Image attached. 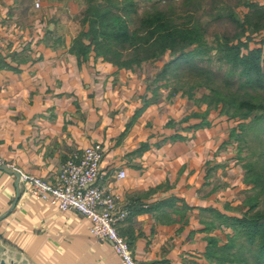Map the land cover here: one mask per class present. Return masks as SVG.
I'll return each mask as SVG.
<instances>
[{"label":"crops","instance_id":"1","mask_svg":"<svg viewBox=\"0 0 264 264\" xmlns=\"http://www.w3.org/2000/svg\"><path fill=\"white\" fill-rule=\"evenodd\" d=\"M16 1L0 0V154L14 166L0 167V257L19 264H121L112 242L91 235L86 217L30 198L21 180L24 173L53 180L73 153L99 144L104 156L96 184L132 209L118 229L135 259L210 264L209 237L224 240L231 230H206L202 210L236 214L241 187L221 180L230 167L213 140L217 121L197 127L199 119H187L193 110L171 98L162 111L165 96L154 94L151 76L94 52H72L80 23L73 32L57 16L24 22L35 12Z\"/></svg>","mask_w":264,"mask_h":264},{"label":"trees","instance_id":"2","mask_svg":"<svg viewBox=\"0 0 264 264\" xmlns=\"http://www.w3.org/2000/svg\"><path fill=\"white\" fill-rule=\"evenodd\" d=\"M148 1L168 4L173 0ZM84 2L72 52H94L118 68L132 69L141 68L146 61L156 63L168 54L169 59L153 73L150 86L172 76L182 89L184 76L180 73L189 71L199 79L189 77L206 84L209 92L195 100L198 103L193 106L199 109H192L187 119H199L197 127L208 126L207 114L221 104L220 116L240 120L238 126H231L224 145L237 143L243 182L252 187L243 190L241 205L232 209L236 214L203 208L206 230L217 226L231 230L224 240L209 237L206 257L210 264H264V150L242 155L250 131L259 126L264 133V0H183L190 14L184 18L175 17L167 8H148L140 14L137 0ZM199 12L209 17L207 22ZM215 23L227 27L212 29ZM159 89V85L152 87L156 96ZM192 89L190 86L185 92L190 95ZM203 102L209 109L200 110Z\"/></svg>","mask_w":264,"mask_h":264},{"label":"built area","instance_id":"3","mask_svg":"<svg viewBox=\"0 0 264 264\" xmlns=\"http://www.w3.org/2000/svg\"><path fill=\"white\" fill-rule=\"evenodd\" d=\"M40 6V2H35ZM99 144H91L82 152L73 153L53 180L24 173L21 180L29 197L51 203L62 211H75L90 221V233L99 242H112V248L121 264H140L132 254L129 242L119 232L118 225L132 213L122 206L120 196L96 184L103 160ZM0 167L13 169L0 154ZM118 176L124 178L125 171Z\"/></svg>","mask_w":264,"mask_h":264},{"label":"rangeland","instance_id":"4","mask_svg":"<svg viewBox=\"0 0 264 264\" xmlns=\"http://www.w3.org/2000/svg\"><path fill=\"white\" fill-rule=\"evenodd\" d=\"M15 1V0H11ZM40 2V6H36L35 2ZM120 1V0H119ZM138 1V12L141 14L144 10L150 8L152 10H157L161 9L163 10L164 8L171 9L172 12L174 13V16L177 18H184L190 15L186 9H184L183 6V0H173L171 3H165V2H150L148 0H137ZM19 6L25 7L27 4H30L31 8H33V11L35 14H24L25 16L22 17V20L24 22L30 23L35 19L40 18L42 15L47 18V20H50L52 16L54 17H61V22L65 24V27L67 26V29H72L73 32L76 31L75 28L79 26L80 18H78V14L83 10L85 7V2L84 0H17L16 1ZM248 9H245V11ZM23 11V10H22ZM16 13L15 15H17ZM199 16L201 17V20L203 22H207L209 17H206L202 12H199ZM76 18V19H74ZM77 20V21H76ZM225 27H227L226 24L223 23H215L214 26H212V29H219L223 30ZM259 39V38H258ZM169 59V55L166 54L163 58H161L159 61H156V63L152 61H146L142 63L141 68H137L138 70V75L147 76L150 77V81L153 79L154 75L152 74L160 69L163 64ZM181 76H184V88L181 89V87L176 85V80L172 77L169 76V81H160L153 85L151 87H155L156 85L160 86L159 93L162 96H165V99L160 98V102H164L161 109L163 110H168L169 106V97H167L171 92H173L174 86L177 87V91H174L171 99L174 101H180L182 103L183 107H186L188 111L191 109H199L197 106H193L195 104V100H200L202 95L206 92H209V87L206 84H198V81H195L194 78H190L189 75H196L192 74L189 71H182L180 73ZM196 77L199 79V76L196 75ZM143 79V78H142ZM145 81L140 80L138 83V86H143ZM150 84V83H149ZM192 86L193 89L191 91V94L189 95L185 90L188 89V87ZM198 103V102H196ZM201 103V102H200ZM208 107L207 103H202L200 106V110H206ZM220 108L221 104L219 105V109L211 108L210 112L207 114L208 119H213L214 121L216 120V126L217 130L216 133L213 136V140L217 141L220 143L219 147V155L221 156H226V158L221 159V162L224 164H229L228 166L230 167L229 169H226L227 173H223L221 175V180H224L227 184H236L235 186L240 187L239 191L235 193V197H239V203L238 205L240 206L242 199L241 197L243 190L251 188V184H245L243 182V175H244V170L241 167V161L240 158L238 157L237 154V143L234 141L232 144H227V146H224V142L227 140L228 135L230 133V128L231 126H238L240 120L235 119L232 121H229L226 116H220ZM209 109V107H208ZM250 120V119H249ZM248 141L247 144L245 145L244 151L242 153L243 156H249L252 155V151H263L264 150V133H262V129L259 128V126H255L250 133L247 136ZM226 139V140H225ZM203 140L207 142V136H203ZM217 142L214 144L217 145ZM223 145V146H222ZM208 147V146H206ZM252 156H250L251 158ZM255 158V157H254ZM227 162V163H226ZM234 186H230L232 189ZM244 197V196H243ZM238 207V206H237ZM239 212V211H238ZM223 234V233H221Z\"/></svg>","mask_w":264,"mask_h":264},{"label":"water","instance_id":"5","mask_svg":"<svg viewBox=\"0 0 264 264\" xmlns=\"http://www.w3.org/2000/svg\"><path fill=\"white\" fill-rule=\"evenodd\" d=\"M20 174H17V178H18V180H19V176ZM0 264H19L18 262H15V261H7V260H5L4 258H1L0 257Z\"/></svg>","mask_w":264,"mask_h":264}]
</instances>
